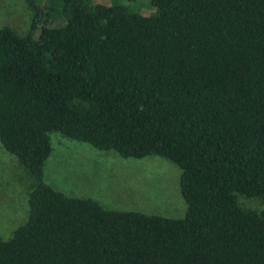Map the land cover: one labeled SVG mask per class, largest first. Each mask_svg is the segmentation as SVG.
Listing matches in <instances>:
<instances>
[{"label":"trees","instance_id":"obj_1","mask_svg":"<svg viewBox=\"0 0 264 264\" xmlns=\"http://www.w3.org/2000/svg\"><path fill=\"white\" fill-rule=\"evenodd\" d=\"M27 1L32 30L0 28V143L35 186L0 264H264V210L238 200L264 203V0ZM53 133L171 161L186 217L54 190Z\"/></svg>","mask_w":264,"mask_h":264},{"label":"rangeland","instance_id":"obj_2","mask_svg":"<svg viewBox=\"0 0 264 264\" xmlns=\"http://www.w3.org/2000/svg\"><path fill=\"white\" fill-rule=\"evenodd\" d=\"M50 1L41 2L45 13ZM90 3L120 5L141 15L157 13L148 0H91ZM33 18L27 0H0V28L10 27L25 36L32 30ZM51 144L43 181L54 190L70 198L96 201L110 211L171 219L186 217L188 206L181 190L182 171L171 161L158 156L125 159L116 152L99 151L60 133L51 134ZM34 186L18 159L0 143V238L3 240H10L27 222ZM238 200L244 208L264 210L259 198L240 196Z\"/></svg>","mask_w":264,"mask_h":264}]
</instances>
